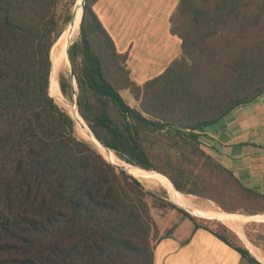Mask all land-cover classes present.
<instances>
[{"label":"trees","instance_id":"trees-1","mask_svg":"<svg viewBox=\"0 0 264 264\" xmlns=\"http://www.w3.org/2000/svg\"><path fill=\"white\" fill-rule=\"evenodd\" d=\"M99 1L87 0L69 49L78 91L73 76L60 78L87 127L121 160L184 195L229 214L238 210L224 204L228 194L264 206V194L211 156L200 134L264 94V0H181L171 24L182 55L143 86L94 11ZM76 2L64 11L60 0H0V264H155L159 229L148 199L156 195L79 138L55 100L53 48ZM178 210L248 264H262L227 226L211 230L200 221H218ZM258 239L264 248V232Z\"/></svg>","mask_w":264,"mask_h":264},{"label":"crops","instance_id":"crops-1","mask_svg":"<svg viewBox=\"0 0 264 264\" xmlns=\"http://www.w3.org/2000/svg\"><path fill=\"white\" fill-rule=\"evenodd\" d=\"M180 2L100 0L94 6L118 51L128 55L131 78L140 86L163 75L182 55L183 42L171 24ZM200 134L211 156L246 187L264 194V94ZM173 215L169 222L158 223L162 237L156 244L155 264H248L213 233Z\"/></svg>","mask_w":264,"mask_h":264},{"label":"rangeland","instance_id":"rangeland-1","mask_svg":"<svg viewBox=\"0 0 264 264\" xmlns=\"http://www.w3.org/2000/svg\"><path fill=\"white\" fill-rule=\"evenodd\" d=\"M80 1L81 0H77V2L75 3L76 11H77V8L79 7ZM72 2H73V0H60V4H61L60 7L62 8L61 10L65 11L71 5ZM75 5L73 7V13H74V10H75ZM82 5L83 4L80 5V10L81 11H82ZM72 22H73V20H72ZM72 22L66 28L65 32L69 29V27H71ZM64 33H63V35H64ZM80 34L81 33L79 31L78 35L73 39V42H76L79 39ZM60 39H59V41H60ZM59 41L56 43V45L53 48V50H55V48H56V55H57V48H59V44H60ZM52 54H53V52H52ZM72 70H73V67H72ZM72 70H71V66H69L66 63L64 64L63 67L56 68V63H55V65L53 66V74H52V77H55L54 93H55V85L58 86V88H59V90L61 92V95L59 97H57V95L55 93V100L58 103V105L61 108H63L64 110H66L70 115H71V112H73L71 107L74 108L76 110V112L78 113L76 105H75V97H74L73 100H70V99L66 98L63 95V93L61 91V88H60V78L62 76H66L67 78L71 77L72 76V72H71ZM122 96L131 106L136 107L138 109H141L140 102H138L130 94V92L124 91V92H122ZM63 98L65 99L66 103L63 101ZM76 132H77V136L79 138H81L82 140H85V141L89 142L90 144L92 142H94L93 140L88 141L87 139H85L82 136V134L77 130V128H76ZM97 148H98V146H97ZM152 175L156 179H159V177L157 175H154V174H152ZM136 179L143 184V186H144V188H145V190L147 192H151V193L155 194L157 199H158V201H157V199H154L152 197H149V199H148L149 204L151 206L152 215H153L157 225H158V223L169 222L171 220V218L174 219V217H175V215H173L174 212L177 213L180 217H184L183 213L178 210V209H182V210L188 212L189 214H191L194 217L218 221L219 223H215V222L206 223L205 221H200L201 225L207 226L211 230H218V228L222 227L223 225L227 226L234 233H236L243 242H244V238L243 237H245L253 246L258 248L259 251H261V256L264 257V248L261 246V241L258 239V236L262 232H264V228H262L261 226H256V227L253 226L254 223L260 224L261 222H256V221L255 222H248V220H247L248 217H255V218H258V219L264 218V215L263 216H248L249 212H255V211H258V210H264V206H262L259 202L243 200V199L238 198L236 195H232V197H231L230 194H228L227 197H224V200H223L224 204H226L231 209L238 210L236 212L237 214H229L230 213L229 211L223 210V208H221L213 200H209V199L201 198V197H197V196H188V199L191 201V203L198 210V211H193L191 208L185 207L183 204L180 205L178 202L174 201L173 196L164 187H162L160 185L157 186V185H155L153 183H149V182H146V181H142V180H140L137 177H136ZM257 192H260V191H257ZM163 202L167 203V204H172L175 207H177V209H174L171 206H167L166 204H165V207H161L160 205L163 204ZM200 210H203V211H216V212L227 214L230 217H234L237 220V222L239 223V228L224 224L222 221L218 220L215 217H211L210 215L202 214L201 212H199ZM158 229H159V225H158ZM161 237H162V233H161V230L159 229V233L155 236V239H154L153 243L157 244V242L161 239Z\"/></svg>","mask_w":264,"mask_h":264},{"label":"bare ground","instance_id":"bare-ground-1","mask_svg":"<svg viewBox=\"0 0 264 264\" xmlns=\"http://www.w3.org/2000/svg\"><path fill=\"white\" fill-rule=\"evenodd\" d=\"M81 4H83V0L80 1L79 7L77 8L78 15L75 18V21L72 22L71 27H69V29L64 33V35L61 37L59 41L60 44H59V48H57V55H56L57 57H55V60H54L56 63V68L63 67L65 63L70 66L69 56H68V47L70 46V44L73 42V39L78 35L80 31V26H81L82 17H83V5H82V11L80 10ZM53 84H55V77H53ZM55 93L57 97L61 95V92L57 85H55ZM63 101L65 102L64 98H63ZM71 109L73 112L71 111L70 112L76 121L77 130L88 141L93 140L95 143H97V146L99 148L98 150L105 157V159H107L109 162L113 161V163L117 164L118 166L126 168L127 171L131 175L133 174L132 176H134L135 178L137 177L142 181H146L149 183H153L157 186L160 185L164 187L173 196L174 201L178 202L180 205L183 204L185 207L191 208L193 211H198L197 208L188 199V196L176 191L172 186H170V184L166 180H164L161 177L162 176L161 174L157 172H147L144 170L142 171L140 170V168L130 165L127 162L121 160L112 151L107 150L103 145H101L95 139V136L92 134L90 129L87 127V125L85 124V122L83 121V118L79 115V113H77L74 108L71 107ZM152 174L157 175L159 179H156ZM199 212H201L202 214L210 215L211 217H215L218 220L222 221L224 224L239 228V223L237 222V220L234 217H230L227 214L216 212V211H203V210H200ZM243 238H244V243L247 246V248H249L250 252H252L253 255L256 256L260 262L264 263V257L261 256V251H259L258 248L253 246L245 237Z\"/></svg>","mask_w":264,"mask_h":264},{"label":"water","instance_id":"water-1","mask_svg":"<svg viewBox=\"0 0 264 264\" xmlns=\"http://www.w3.org/2000/svg\"><path fill=\"white\" fill-rule=\"evenodd\" d=\"M86 3H87V0H83V17H82V22H81V26H80V33H81V31H82V27H83V20H84V14H85V7H86ZM77 15H78V12L76 11V5H75V10H74V14H73V22L75 21V18L77 17ZM75 42H73L72 44H70V46L68 47V56H69V49H70V47L74 44ZM69 63H70V66H71V70H72V64H71V61H70V57H69ZM72 72V76H73V78H74V86H75V88H76V91H78V85H77V81H76V78H75V76H74V73H73V70L71 71ZM77 98H78V96L77 95H75V105H76V108H77V111H78V113H79V115H80V112H79V109H78V103H77ZM81 116V115H80ZM82 117V116H81ZM75 120V119H74ZM84 120V119H83ZM85 122V121H84ZM86 123V122H85ZM87 125V124H86ZM88 126V125H87ZM90 129V128H89ZM91 130V129H90ZM91 132H92V130H91ZM92 134L94 135V133L92 132ZM95 136V135H94ZM95 139L101 144V145H103L97 138H96V136H95ZM94 147H95V149H97L98 150V148H97V144L96 143H94V142H92L91 143ZM104 146V145H103ZM105 147V146H104ZM106 148V147H105ZM107 149V148H106ZM107 150H109V149H107ZM99 151V150H98ZM99 153L101 154V152L99 151ZM113 166H115L118 170H121V171H123V172H126V173H128V174H130L128 171H127V169L126 168H124V167H121V166H118L117 164H115V163H113V162H110ZM140 169H142V168H140ZM142 170H144V169H142ZM145 171H147V170H145ZM147 172H151V171H147ZM131 175V174H130ZM174 186V185H173ZM175 188V187H174ZM175 190L177 191V189L175 188ZM248 222H264V218H261V219H258V218H255V217H248Z\"/></svg>","mask_w":264,"mask_h":264}]
</instances>
